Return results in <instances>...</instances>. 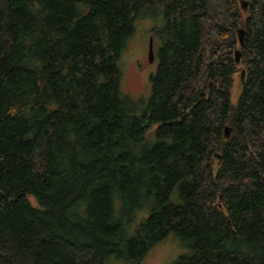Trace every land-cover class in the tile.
Listing matches in <instances>:
<instances>
[{"label": "trees", "instance_id": "trees-1", "mask_svg": "<svg viewBox=\"0 0 264 264\" xmlns=\"http://www.w3.org/2000/svg\"><path fill=\"white\" fill-rule=\"evenodd\" d=\"M141 19L160 47L134 115ZM170 234L173 264H264V0H0V264H138Z\"/></svg>", "mask_w": 264, "mask_h": 264}, {"label": "rangeland", "instance_id": "rangeland-1", "mask_svg": "<svg viewBox=\"0 0 264 264\" xmlns=\"http://www.w3.org/2000/svg\"><path fill=\"white\" fill-rule=\"evenodd\" d=\"M155 19H141L136 23V31L127 41V48L122 51L119 62L120 69V91L129 98V108L134 115H141L146 109L150 97V78L155 73L158 65V50L160 42L156 38L152 39L153 60L145 63L147 43L151 36V29L158 25ZM238 78V77H237ZM234 86L231 103L235 104L241 90V81ZM157 125L151 126L146 134V144H151L154 140V131ZM175 193V192H174ZM175 194L172 201L177 202ZM32 203L34 199H31ZM149 214L148 210L138 211L135 219L129 225L127 234L131 236ZM188 248L175 235L170 234L162 242L155 245L146 257L138 264H173L175 260L188 253ZM108 264H129L118 261L114 258L108 260Z\"/></svg>", "mask_w": 264, "mask_h": 264}, {"label": "water", "instance_id": "water-1", "mask_svg": "<svg viewBox=\"0 0 264 264\" xmlns=\"http://www.w3.org/2000/svg\"><path fill=\"white\" fill-rule=\"evenodd\" d=\"M237 36H238V42H239V45H241L243 43V38H244V30L242 29H238L237 30ZM152 38L150 39L149 43H148V59L150 62H152L153 60V48H152ZM239 51L236 50L235 53H234V61L236 63H238L239 61ZM224 132H225V135L226 136H229L230 132H231V129L227 126L224 127ZM218 157V156H217Z\"/></svg>", "mask_w": 264, "mask_h": 264}, {"label": "flooded vegetation", "instance_id": "flooded-vegetation-1", "mask_svg": "<svg viewBox=\"0 0 264 264\" xmlns=\"http://www.w3.org/2000/svg\"><path fill=\"white\" fill-rule=\"evenodd\" d=\"M151 37L148 40V43L150 41ZM148 43H147V51H146V55H145V63H148Z\"/></svg>", "mask_w": 264, "mask_h": 264}]
</instances>
